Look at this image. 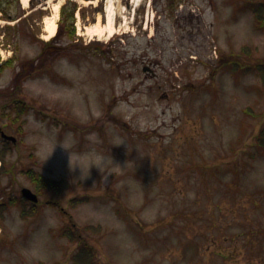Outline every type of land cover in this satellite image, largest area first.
Returning a JSON list of instances; mask_svg holds the SVG:
<instances>
[{"label":"rangeland","instance_id":"rangeland-1","mask_svg":"<svg viewBox=\"0 0 264 264\" xmlns=\"http://www.w3.org/2000/svg\"><path fill=\"white\" fill-rule=\"evenodd\" d=\"M243 1L74 0L71 42L46 38L65 0L0 13V264H76L81 240L94 264H264V26Z\"/></svg>","mask_w":264,"mask_h":264},{"label":"trees","instance_id":"trees-1","mask_svg":"<svg viewBox=\"0 0 264 264\" xmlns=\"http://www.w3.org/2000/svg\"><path fill=\"white\" fill-rule=\"evenodd\" d=\"M243 7H246L250 11L254 13V16L256 20L260 21L261 26H264V16L262 14V10H264V4L259 1V0H244L243 1ZM75 10H76V4L74 3V0H65L61 4L60 7V18L57 21V31L55 35L51 38L53 39V42L56 41V39L60 36H66L67 39L70 40V42L74 39L75 36ZM0 13L2 16L9 20V21H16L12 26H17L18 21L20 20L19 18L23 14V9L21 8V2L20 0H0ZM19 19V20H18ZM55 38V39H54ZM41 41L44 43V47H49L51 46V40H42ZM246 48L248 51L247 46L243 47ZM244 49V51H246ZM45 51L43 50L41 52V55H44ZM59 52L57 51V54ZM258 71L259 75L263 81L264 85V64H258ZM26 72L23 71L20 73L19 77H24ZM18 113H22L24 110V106L20 107L18 106L17 108ZM20 115H17L16 118H19ZM14 118V119H16ZM13 119V120H14ZM7 141H5L6 143ZM256 143L260 148L264 149V127H262L257 135H256ZM8 146H5L4 149H6ZM3 149V148H2ZM5 170V164L2 161V165L0 167V175L4 172ZM27 174L29 177L32 178V180L37 184V191L42 192V190H48V191H53L56 193H61L64 189L70 187V182L67 179L61 178V179H54V178H47L44 177L42 174L36 173L34 170H28ZM23 200V199H22ZM26 200V199H25ZM86 198H71L70 200V205L74 208L78 204L84 202ZM28 201V200H27ZM11 203H15L13 200L10 201ZM20 204V201H18ZM53 204L56 202L51 201ZM22 208H21V215L23 217H27L28 215H34L37 213L36 204H30V208L27 210L26 208V203H22ZM7 206L5 204H0V212H2ZM99 226H94V225H86L85 228L87 229H96ZM68 237L70 240L74 241L77 240L78 238H81V236L75 235L72 233V231H67ZM94 248L90 246L89 243L85 242L84 240H81L77 250L72 254V259L76 264H94Z\"/></svg>","mask_w":264,"mask_h":264},{"label":"bare ground","instance_id":"bare-ground-1","mask_svg":"<svg viewBox=\"0 0 264 264\" xmlns=\"http://www.w3.org/2000/svg\"><path fill=\"white\" fill-rule=\"evenodd\" d=\"M23 5H27L29 0H21ZM60 7V3H56L54 6V11L57 12L59 10ZM56 14H54L52 17H48L45 20V30L47 31V35L46 38H50L51 36L54 35L55 31H56ZM108 29V34L111 35L113 34V32H116L117 26H115L113 24V11L110 10L107 14V23L105 24V26ZM95 34H103V27L101 28V26L97 27L95 29Z\"/></svg>","mask_w":264,"mask_h":264},{"label":"water","instance_id":"water-1","mask_svg":"<svg viewBox=\"0 0 264 264\" xmlns=\"http://www.w3.org/2000/svg\"><path fill=\"white\" fill-rule=\"evenodd\" d=\"M1 135L6 138V139H10L12 141H15V137L6 134L4 131H1ZM22 195L24 197H26L27 199L33 201V202H37L38 201V196L36 193H34L30 188L28 187H23L22 188Z\"/></svg>","mask_w":264,"mask_h":264},{"label":"flooded vegetation","instance_id":"flooded-vegetation-1","mask_svg":"<svg viewBox=\"0 0 264 264\" xmlns=\"http://www.w3.org/2000/svg\"><path fill=\"white\" fill-rule=\"evenodd\" d=\"M1 130V129H0Z\"/></svg>","mask_w":264,"mask_h":264}]
</instances>
